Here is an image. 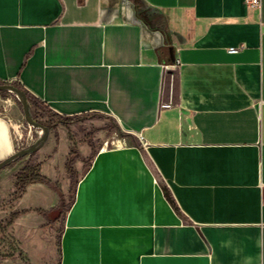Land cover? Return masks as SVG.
<instances>
[{
  "label": "crops",
  "instance_id": "crops-1",
  "mask_svg": "<svg viewBox=\"0 0 264 264\" xmlns=\"http://www.w3.org/2000/svg\"><path fill=\"white\" fill-rule=\"evenodd\" d=\"M0 83L126 132L59 264H264V0H0ZM18 151L0 113V162Z\"/></svg>",
  "mask_w": 264,
  "mask_h": 264
},
{
  "label": "rangeland",
  "instance_id": "rangeland-1",
  "mask_svg": "<svg viewBox=\"0 0 264 264\" xmlns=\"http://www.w3.org/2000/svg\"><path fill=\"white\" fill-rule=\"evenodd\" d=\"M29 100L30 116L51 122L52 127L37 149L17 155L0 168V264H36L40 260L41 264H59L64 220L80 178L95 154L121 145L126 132L105 114L63 116L34 98ZM0 113L10 118L19 151L28 150L46 133L27 119L23 98L14 90H0ZM62 117L71 121L63 124ZM30 167L49 182L21 186L19 179L29 175Z\"/></svg>",
  "mask_w": 264,
  "mask_h": 264
},
{
  "label": "trees",
  "instance_id": "trees-1",
  "mask_svg": "<svg viewBox=\"0 0 264 264\" xmlns=\"http://www.w3.org/2000/svg\"><path fill=\"white\" fill-rule=\"evenodd\" d=\"M10 85H13V86H15L18 89L20 88L19 85H17V84H10ZM62 118L63 119H62L61 122L63 124H68L71 121L70 117H62ZM32 120H33V122L38 123L40 125V127H42V128L50 129L52 127L51 122H45V123H43V122H41L37 118H32ZM42 142L43 141L41 140L39 143H37V147L36 148H38L41 145ZM16 157H17V153L15 154V156L13 158H11L10 160H8L5 165H7L12 160H14ZM27 173H29V175L27 174L26 175V178L19 179V182H20L21 186H25L26 184H28L30 182H35V181H44V182H47V183L49 182V180L44 175H42L39 172H36L35 169H34V167H30L28 169V172ZM167 195H168V192H167ZM16 214H18V212L17 213H14L13 216H15ZM11 222H12V219L10 220V223Z\"/></svg>",
  "mask_w": 264,
  "mask_h": 264
},
{
  "label": "water",
  "instance_id": "water-1",
  "mask_svg": "<svg viewBox=\"0 0 264 264\" xmlns=\"http://www.w3.org/2000/svg\"><path fill=\"white\" fill-rule=\"evenodd\" d=\"M5 88L10 89V90H14V91H16L19 95L22 96V98H23L24 111H25V115H26L27 119H28V120L30 121V123H32L33 125L40 126L38 123L33 122L32 117L30 116L29 102H28V99H27V95H26V93H25L24 91H22V90L16 88V87L13 86V85H10V84H7V83H0V90L5 89ZM44 129H45V132H46V133H45V134L39 139L38 143H39L41 140L44 141V140L47 138V133H48L49 129H47V128H44ZM42 143H43V142H42ZM42 143H41V144H42ZM36 147H37V143L34 144V145H32L28 150L18 151V152H17V155H19V154H23V153H27V152H31V151L37 149ZM15 154H16V153H15ZM15 154L12 155V156H10V157H8L7 159L1 161V162H0V168H1L2 166H4L8 160H10L11 158H13V157L15 156Z\"/></svg>",
  "mask_w": 264,
  "mask_h": 264
},
{
  "label": "built area",
  "instance_id": "built-area-1",
  "mask_svg": "<svg viewBox=\"0 0 264 264\" xmlns=\"http://www.w3.org/2000/svg\"><path fill=\"white\" fill-rule=\"evenodd\" d=\"M247 2L250 5H254V6H259L261 4V0H247ZM231 51H236L238 50V47H230Z\"/></svg>",
  "mask_w": 264,
  "mask_h": 264
}]
</instances>
